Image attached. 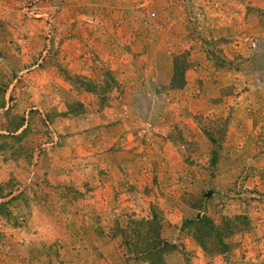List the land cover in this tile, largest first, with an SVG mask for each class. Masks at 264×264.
<instances>
[{
	"label": "rangeland",
	"instance_id": "1",
	"mask_svg": "<svg viewBox=\"0 0 264 264\" xmlns=\"http://www.w3.org/2000/svg\"><path fill=\"white\" fill-rule=\"evenodd\" d=\"M1 95L0 264H146L112 228L152 207L167 264H264V0H0Z\"/></svg>",
	"mask_w": 264,
	"mask_h": 264
},
{
	"label": "trees",
	"instance_id": "2",
	"mask_svg": "<svg viewBox=\"0 0 264 264\" xmlns=\"http://www.w3.org/2000/svg\"><path fill=\"white\" fill-rule=\"evenodd\" d=\"M183 59L184 57L180 59L179 56L172 59V74L169 80L171 88H180L184 84V72L187 69V63ZM1 108H3L2 95L0 98ZM41 123H43L42 120ZM21 125L22 121L19 120L13 127L3 128L2 131L7 134L6 136L0 134V139L16 137L12 134ZM209 137L211 138L210 135ZM8 195H10V191L5 190L4 186L0 184V199ZM5 204L6 202L0 203V208H3ZM1 215L3 214L0 212ZM132 217V214L127 216L124 225H121L119 218H116L112 228V237L120 238L122 246L129 254L128 260L142 261L146 264H167L166 259L169 254L176 250V246L161 237L163 218L153 207L150 208L148 218L134 219ZM188 227L191 228L188 235L197 246L205 254L213 255L227 250L228 245L224 243V240L243 230L246 227V220L241 216H234L230 219L222 218L220 225H215L208 217L196 215L193 219L185 220L181 228L186 230Z\"/></svg>",
	"mask_w": 264,
	"mask_h": 264
}]
</instances>
